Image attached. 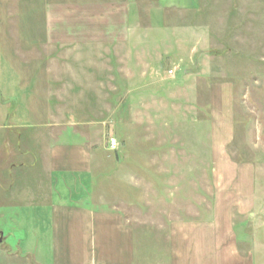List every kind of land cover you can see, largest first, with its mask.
I'll use <instances>...</instances> for the list:
<instances>
[{
	"label": "rangeland",
	"instance_id": "rangeland-1",
	"mask_svg": "<svg viewBox=\"0 0 264 264\" xmlns=\"http://www.w3.org/2000/svg\"><path fill=\"white\" fill-rule=\"evenodd\" d=\"M17 1L0 0V166L29 158L23 145L26 130H49L43 126L48 122L55 130H75L70 139L92 148V157L104 164L93 172L97 188L105 175L111 178L102 182L103 190H118L117 175L150 174L162 186L164 180H175L156 199L147 197L149 183H144L147 195L142 190L144 199L126 207L128 217L147 223L165 218L163 212L176 218L187 205L207 204L212 174L247 176L254 205L244 220L246 233L264 264V0H126L132 14L124 30L134 37L124 40L129 41L122 48L123 76L116 81L109 71L100 80L103 86H97L100 71H90L88 62H100V48H79L81 57L73 59L69 45L62 44L54 65L59 81H40L50 102H42L41 94L29 95L37 71L9 69L28 62V55L29 66L47 60L46 51L36 53L41 44L33 38L22 40L30 49L26 58L13 56L14 47L22 45L13 47L11 33L42 30L43 8L37 0L28 6ZM132 51L142 59L136 70ZM69 63L80 80L70 76ZM223 81L232 84L233 130L218 135L209 130V85ZM48 90L58 94V101ZM213 143L220 146V155H213ZM135 164L141 169L133 171ZM9 233L10 251L19 237Z\"/></svg>",
	"mask_w": 264,
	"mask_h": 264
},
{
	"label": "crops",
	"instance_id": "crops-1",
	"mask_svg": "<svg viewBox=\"0 0 264 264\" xmlns=\"http://www.w3.org/2000/svg\"><path fill=\"white\" fill-rule=\"evenodd\" d=\"M17 2L20 6L29 5V0ZM36 5L43 8V16L38 19L42 30L32 35L29 31L11 33L8 38L16 40L11 43L13 47L22 45L23 39H36L41 44V50L35 48L36 53L46 51V62L37 66H29L28 46H16L14 54L10 53L24 58L28 55V62L11 65L10 70L37 71L32 75L34 91L29 95L41 94L42 102H50L48 96L45 99L40 81H59L54 65L58 64L55 61L60 53L57 47L62 44L69 45L67 51L73 59L81 57L77 54L79 48H100V62L92 64L91 59L88 62L90 71H100L97 86H103L100 80L108 77L109 71L116 81L123 76L122 48L129 41L124 40L134 37L126 36L124 30L126 18L132 14L130 9L126 11V0H37ZM130 56L132 68H140V54L132 51ZM72 71L69 63L70 76L80 80ZM50 75L54 77L52 80ZM231 87L228 81L209 85L212 134L214 130L218 135L221 130H233ZM48 92L59 99L58 94ZM45 125L49 130H26L29 137L23 145L28 159L0 166V171L7 170L4 175L0 172V226L5 228L0 229V264L261 263L263 256L254 249L244 221L252 214L249 211L254 205L252 182L247 176L212 174L211 199L207 204L180 207L182 212L176 218L163 212L166 217L156 222L135 221L126 215L129 212L126 207L144 199L141 195L146 189L144 183H149L147 197L156 199L164 185L175 180H164L162 186V180L153 179L150 174L147 179L142 174H133L131 179L117 175L113 179L118 190L111 186L103 190L102 182H110L111 178L105 175L98 178L101 184L97 188L98 175L93 172L104 164L92 157V148L70 139L69 135L76 137L75 130H55L52 122ZM212 147L213 155H220V146L213 143ZM8 150L9 155H16L14 149ZM136 167L141 169V165L135 164L133 171ZM169 189L166 188L171 193ZM6 231H14L19 237L10 251L6 241L12 235Z\"/></svg>",
	"mask_w": 264,
	"mask_h": 264
},
{
	"label": "built area",
	"instance_id": "built-area-1",
	"mask_svg": "<svg viewBox=\"0 0 264 264\" xmlns=\"http://www.w3.org/2000/svg\"><path fill=\"white\" fill-rule=\"evenodd\" d=\"M110 145H111L112 148L115 147V144H114V140L113 139L111 140Z\"/></svg>",
	"mask_w": 264,
	"mask_h": 264
}]
</instances>
